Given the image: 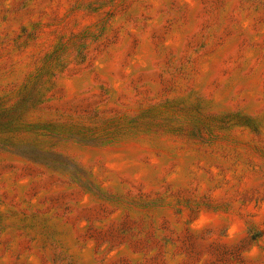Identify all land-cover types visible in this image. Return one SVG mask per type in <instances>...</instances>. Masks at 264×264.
<instances>
[{
	"label": "rangeland",
	"instance_id": "1",
	"mask_svg": "<svg viewBox=\"0 0 264 264\" xmlns=\"http://www.w3.org/2000/svg\"><path fill=\"white\" fill-rule=\"evenodd\" d=\"M0 264H264V0H0Z\"/></svg>",
	"mask_w": 264,
	"mask_h": 264
}]
</instances>
